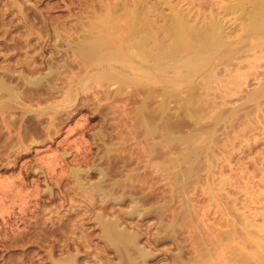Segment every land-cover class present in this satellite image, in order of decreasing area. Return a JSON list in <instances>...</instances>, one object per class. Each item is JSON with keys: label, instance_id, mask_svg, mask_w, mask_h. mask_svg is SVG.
Returning <instances> with one entry per match:
<instances>
[{"label": "rangeland", "instance_id": "374dc122", "mask_svg": "<svg viewBox=\"0 0 264 264\" xmlns=\"http://www.w3.org/2000/svg\"><path fill=\"white\" fill-rule=\"evenodd\" d=\"M135 1L0 0V84L7 86L6 90L10 92L7 94L5 90H0V264H107V259L116 262L113 249L105 243L101 225L113 219L120 221L119 228L129 232L136 231L141 235L139 245L144 246L151 254L154 253L147 264H173L171 259L179 253L180 248L186 256H183V260L191 257V260L194 258L201 262L190 261L191 264H257L258 260L264 262L261 255L264 252V233L254 232L264 225V94L259 99L254 98V103L250 95L263 81L264 68L257 69V73L263 71L258 80L252 75V78L244 81L234 79V83L231 79V82L229 80V83H225V108L234 109L236 114L233 117L240 115V119L223 116L224 120L219 125L223 127L219 129L217 126L216 130H221L220 133H217L218 136L212 135L213 141L218 137L219 146H213L216 142L212 139L208 146L203 143L209 150V158L213 156L216 160H207L205 165L209 167L206 170L203 169L204 164L197 165L199 168L193 173H202L205 170L204 178L200 177L201 173H198L200 176L196 173L191 177V174H186L188 163L184 165L182 163L185 162L181 161L188 152L186 149L193 144L185 142L189 143L187 147L184 143L157 144V141L167 135L184 136L189 133L190 127L187 129L186 123L188 120L190 123L195 120L198 114L194 115V112H200L196 105L198 103L194 102L192 106H196L187 109L191 115L184 108L179 110L171 103L172 109L168 114L179 111L175 116L167 114L172 119L162 116L163 124L160 122L157 134L149 138L144 134V127H152L149 122L158 119L153 109L162 101L161 95H158V101L157 96L151 95L150 101L147 100V89L154 86H147L148 81L137 72L128 70L130 64L114 61L96 64L95 58L81 52L79 47L81 44L94 42L98 37L97 33H108L109 38L115 42L120 36H125L124 31H128L132 16L137 26H140L139 23L145 26L148 23L145 21L163 24L164 16L168 18V11L173 15L175 9H185L184 11L192 15L204 18L218 14L219 6L227 4L229 0H193L194 3L192 0H166V3H162L165 0ZM199 3L201 6L198 7ZM171 5L172 10L169 9ZM136 6L139 9H135ZM244 6L247 7L248 4ZM143 10L147 13L143 14L147 16L141 15ZM124 12L127 16L123 15ZM228 17L231 16L226 19ZM135 60L140 63V57H135ZM108 64L111 67H107ZM62 71H65L64 74H61ZM23 76L25 77L22 78ZM58 78L60 79L57 80ZM111 79L115 81L110 82ZM145 107L151 109L146 108L145 112ZM241 114H245L244 118ZM146 115L149 117L148 122L145 121L148 118ZM163 119L168 124L173 122L168 125ZM181 120L184 121V127L186 126L183 130ZM227 123L228 126L225 127ZM173 124L181 129H174ZM161 129L166 130L167 134L163 130L162 134L158 133ZM167 129H171V132L168 133ZM175 130L179 131L174 133ZM155 135H158L157 138ZM153 144L156 145L153 147ZM182 171L186 175L181 174ZM96 185L98 189L95 188ZM183 197L188 200V206L184 204L186 200ZM229 200L233 202L228 204ZM192 204L193 208H189ZM184 208L185 212L188 208L191 210L185 213ZM235 217L240 218L241 223H237ZM161 218L165 219L161 221ZM172 222L173 226L168 224ZM241 224H247L248 227L240 226ZM233 229H236L235 233H232ZM223 235H228V239ZM110 249L112 250L109 251ZM204 249H209L210 253L206 256L208 258L203 256L206 251Z\"/></svg>", "mask_w": 264, "mask_h": 264}, {"label": "bare ground", "instance_id": "6f19581e", "mask_svg": "<svg viewBox=\"0 0 264 264\" xmlns=\"http://www.w3.org/2000/svg\"><path fill=\"white\" fill-rule=\"evenodd\" d=\"M138 1V0H136ZM135 1V2H136ZM141 2V0H139ZM157 1V0H155ZM154 1V2H155ZM160 1V0H159ZM158 1V4H159ZM163 1V0H162ZM193 1V0H192ZM230 1V0H229ZM227 4H224L223 6H219V13L218 14H212L209 17H204V18H200L198 17V15H192L190 12H186V11H182V10H174V14L171 15V11L169 12L168 18L165 17V19H168L167 22H165V19L163 20V24H156L153 23L151 21V23H149V21H145L148 22L144 25L141 26H137L136 25V20L135 18L132 16L130 18V23H129V29L128 27H126L128 29L127 32L124 31L125 36L120 38H117L115 40V42H113L110 38H109V34L107 33L106 35H103L102 33L98 34V37L94 40V42H90V43H85L84 45L81 44L82 46L79 47V50L81 52H86V54L88 53V55L92 56L95 58V63L99 64V63H109L111 61H114L116 63H125L130 64V68L128 70L130 71H135L137 72L141 77H143L146 81L149 82V85L147 86H154L152 89H147V100L150 101L149 96H157L161 95V99L162 101L153 109L154 115L158 116V119H154L153 122H149L151 123L152 127H148L146 126V128L144 127V134L145 136H153L159 129L160 127V122L162 121L161 118L162 116H167V114L169 113V111L172 109L171 108V103L176 106L177 108H179V110H181L182 108H184V110H187L189 107H193L198 105V109H199V113L194 112V115L196 118H194L195 120H192V122L190 123L188 120V122L186 123L187 129H189L190 127V132L186 133V135L184 134V136H166V137H162L160 138L159 141H157V144H165V143H184L185 142H189L192 145L185 144L187 145V147L189 149L187 154H185L182 157V161L181 162H185L182 163L184 165H186V163H188V169L186 170V174H196L193 173L194 170L197 171L198 170V164H204L203 165V169L206 167L208 168L209 166L205 165V163L207 162V160L214 158L211 154V158H209L210 153L209 150L207 148L208 143L211 142L212 139V135L214 136H218L217 133L219 134V132H217L216 130L218 129L217 126L221 125L220 122L222 121V119L225 117H229L236 114V111L233 110H227L225 108V95H226V91H225V87L226 84L225 83H229V80L231 82H234V79H238L241 81H244L247 78H250L252 75L258 80L259 79V75L263 74L262 72H258L257 73V69L262 70V68H264V0H233L232 2L230 1ZM9 2V1H8ZM152 2V0H151ZM197 2V1H195ZM216 2V1H215ZM227 2V1H226ZM7 3V1H6ZM130 3V2H128ZM162 3H166L163 1ZM172 3V2H171ZM169 3V4H171ZM192 3V2H191ZM194 3V1H193ZM198 3V2H197ZM222 3V2H220ZM224 3V2H223ZM222 3V4H223ZM248 4L247 7H245V4ZM149 4H151L149 2ZM153 4V3H152ZM161 4V3H160ZM154 5V4H153ZM152 5V6H153ZM156 5V4H155ZM162 5V4H161ZM174 5V4H173ZM169 6V9H171V7L173 6ZM201 6V4H198ZM9 6V5H8ZM129 6V4H128ZM132 6V3H131ZM140 6V5H139ZM138 6V7H139ZM151 6V5H150ZM151 6V7H152ZM163 6V5H162ZM166 6V5H165ZM179 6V5H178ZM190 5H188L189 7ZM14 7V6H13ZM104 7V6H103ZM115 7V6H114ZM113 7V8H114ZM117 7V6H116ZM136 6L135 9L138 8ZM148 7V5H147ZM146 7V8H147ZM156 7V6H155ZM195 6H193L194 8ZM4 8V7H3ZM91 8V7H90ZM130 8V7H129ZM145 8V9H146ZM150 8V7H148ZM161 10V7H159ZM158 8V9H159ZM177 8V7H176ZM205 8V7H204ZM111 9V7H110ZM117 9V8H116ZM127 9V8H126ZM139 9V8H138ZM98 10V9H97ZM128 10V9H127ZM156 10V9H155ZM172 10V9H171ZM207 10V9H205ZM18 11V10H17ZM99 11V10H98ZM103 11V10H102ZM111 11V10H110ZM114 11V10H113ZM135 11V10H134ZM148 12V10H146ZM157 11V10H156ZM190 11V9H189ZM201 11V9H200ZM86 12V11H85ZM154 12V11H153ZM152 12V13H153ZM161 12H164L161 10ZM160 12V13H161ZM196 12V11H195ZM199 12V11H198ZM97 13V12H96ZM99 13V12H98ZM129 13V12H128ZM136 13V11H135ZM144 10L142 12L141 15L143 16H147L144 15ZM165 13V12H164ZM216 13V12H215ZM127 13L124 12L123 15H126ZM140 14V13H138ZM147 14V13H146ZM163 14V13H162ZM166 14V13H165ZM201 14V12H200ZM208 14V13H207ZM136 15V14H135ZM150 15V14H148ZM152 15V14H151ZM155 15V14H154ZM157 15V14H156ZM221 15V16H220ZM93 16V15H92ZM127 16V15H126ZM125 18H128L126 17ZM137 16V15H136ZM153 16V15H152ZM162 16V15H161ZM171 16V17H169ZM204 16V15H203ZM227 16H231L228 17L226 19ZM120 17V16H119ZM111 18V17H110ZM146 18V17H145ZM150 18V16H149ZM149 18L147 17L146 19L149 20ZM120 19V18H119ZM139 19V18H138ZM153 19V18H152ZM122 20V19H121ZM142 20H145L142 18ZM154 20V19H153ZM162 20V18H161ZM112 21V19H111ZM127 21V20H126ZM138 21V20H137ZM140 21V20H139ZM93 22V21H92ZM121 22V21H120ZM141 22V21H140ZM143 22V21H142ZM161 22V21H160ZM95 23V22H94ZM113 25V21L111 22ZM137 23V24H138ZM89 24V23H88ZM87 24V26L89 27V25ZM119 24V22L117 23ZM124 24V20L123 23ZM96 25V24H95ZM94 25V27H95ZM120 25V24H119ZM119 25H116L119 27ZM100 27V25H97ZM121 26V25H120ZM93 27V26H92ZM93 27V28H94ZM97 28V27H95ZM114 28V27H113ZM120 28V27H119ZM123 28H125L123 26ZM84 29V28H83ZM98 29V28H97ZM117 29V27H116ZM124 29V30H127ZM87 30V29H86ZM95 30V29H94ZM99 30V29H98ZM85 31V30H84ZM117 31H119L117 29ZM116 31V32H117ZM22 32V31H21ZM82 32V31H81ZM122 32V30H121ZM77 33V32H76ZM89 33V32H88ZM96 34V33H95ZM85 35V34H84ZM83 35V36H84ZM82 36V37H83ZM90 36V35H89ZM81 37V36H80ZM56 38V37H55ZM63 38V36H62ZM83 39H85L83 37ZM87 39V38H86ZM64 41V40H63ZM89 42V41H88ZM20 44V43H19ZM62 44V43H61ZM78 44V43H77ZM70 46V45H69ZM112 48V49H111ZM78 50V51H79ZM76 51V50H75ZM103 51V52H102ZM59 53V52H58ZM84 55V54H83ZM85 56V55H84ZM89 56V57H90ZM135 57H140V63L139 61L137 62L135 60ZM83 58V57H81ZM52 59V58H51ZM59 60V59H58ZM44 61V60H43ZM54 61V59H53ZM46 62V60H45ZM24 63V62H23ZM33 63V62H32ZM91 63V62H90ZM48 64V63H46ZM85 64V62H84ZM113 64V63H112ZM43 65V64H42ZM104 65V64H103ZM114 65V64H113ZM46 66V65H45ZM48 66V65H47ZM54 66V65H53ZM86 66V64H85ZM89 66V65H88ZM107 67L110 66L109 64L106 65ZM56 66H54L55 68ZM68 67V66H67ZM97 67V66H96ZM104 67V66H103ZM111 67V66H110ZM119 67V66H118ZM58 68V67H57ZM76 68V67H75ZM80 68V67H79ZM91 68V67H90ZM102 68V67H101ZM121 68V66L119 67ZM4 69V68H3ZM2 69V70H3ZM28 69H30L28 67ZM53 69V68H52ZM126 69V67H125ZM44 70V69H43ZM46 70V69H45ZM123 70V69H122ZM25 71V70H24ZM50 71H52L50 69ZM66 71V70H65ZM64 71V72H65ZM32 72V71H31ZM58 72V71H57ZM61 72V71H59ZM58 72V73H59ZM64 72L62 71L61 74H64ZM74 72V71H73ZM125 72V71H124ZM24 74L26 72H23ZM22 73V74H23ZM30 73V72H29ZM50 73V72H48ZM52 73V72H51ZM56 73V72H55ZM86 73V72H85ZM109 73V72H108ZM260 73V74H259ZM121 74H123V72H121ZM77 75V74H76ZM104 75V74H103ZM108 75V74H107ZM124 75V74H123ZM16 76V75H15ZM28 76V75H27ZM49 76V75H48ZM52 76V75H50ZM54 76V75H53ZM65 76V75H64ZM99 76V75H98ZM112 76V75H111ZM264 76V75H263ZM25 76H23L22 78H24ZM128 77V76H127ZM253 77V78H254ZM27 78V77H26ZM41 78V77H39ZM50 78V77H48ZM97 78V77H94ZM93 78V79H94ZM100 78V77H99ZM106 78V77H105ZM117 78V77H116ZM119 78V77H118ZM129 78V77H128ZM252 78V77H251ZM21 79V77H20ZM19 79V80H20ZM53 79V78H50ZM60 78H58L57 80H59ZM85 79V78H84ZM115 79V78H114ZM130 79V78H129ZM38 80V79H37ZM49 80V79H48ZM56 80V79H55ZM62 80V79H61ZM90 80V79H89ZM95 80V79H94ZM97 80V79H96ZM100 81V79H98ZM107 80V79H106ZM116 80V79H115ZM115 80L110 82H114ZM252 80V79H251ZM249 80V81H251ZM254 80V79H253ZM22 81V79H21ZM26 83V79L24 80ZM30 81V80H29ZM47 81V79H46ZM53 81V80H52ZM81 81V80H80ZM93 81V80H92ZM240 81V82H241ZM260 81V80H259ZM258 81V83H259ZM31 82V81H30ZM43 82V80H42ZM75 82V81H74ZM89 82V81H88ZM94 82V81H93ZM107 82V81H105ZM257 82V81H256ZM29 83V82H28ZM81 83V82H80ZM100 83V82H99ZM108 83V82H107ZM106 83V84H107ZM235 83V82H234ZM257 83V84H258ZM6 84V83H5ZM4 84V85H5ZM19 84V83H18ZM22 84V82H21ZM232 84V83H231ZM246 84V83H245ZM12 85V84H11ZM27 85V84H26ZM64 85V84H63ZM130 84H128L129 86ZM229 86V84H227ZM241 85H244L243 83ZM74 86V85H73ZM79 86V85H78ZM77 86V87H78ZM125 86V85H124ZM135 86V85H133ZM137 86V85H136ZM231 86V85H230ZM229 86V87H230ZM258 86V85H257ZM7 87V86H6ZM6 87L3 86V84H0V90H5L7 94H10V92L8 90H6ZM27 87V86H26ZM44 87V86H43ZM227 87V88H229ZM233 87V86H232ZM8 88V87H7ZM231 88V87H230ZM234 88V87H233ZM17 89V88H16ZM240 89V88H239ZM14 92V89H12ZM27 90V89H26ZM139 90V89H138ZM140 90H142L140 88ZM232 90V89H230ZM229 90V91H230ZM235 90V89H234ZM253 89H251L250 91L252 92ZM233 91V90H232ZM230 91V92H232ZM2 92V91H1ZM12 92V91H11ZM144 92V91H143ZM237 92L238 89H237ZM52 93V92H51ZM137 93V92H136ZM140 93V92H139ZM245 93L247 94V92L245 91ZM3 94V93H2ZM12 94V93H11ZM15 94V92H14ZM25 94V93H24ZM23 94V95H24ZM53 94V93H52ZM60 94V93H59ZM144 94V93H143ZM241 94V93H240ZM264 94V77H263V81L259 84L258 89H256L254 92H252L250 95L251 97H253V99H259L260 96H262ZM5 95V94H4ZM4 95H2L4 97ZM22 95V96H23ZM140 95V94H139ZM235 95V94H234ZM6 96V95H5ZM20 96V94H19ZM42 96V95H41ZM135 96V95H134ZM137 96V95H136ZM141 99L143 98V95H141ZM233 96V95H232ZM1 97V96H0ZM9 97V96H8ZM44 97V96H43ZM54 97V96H53ZM59 97V96H58ZM57 97V98H58ZM155 97V98H157ZM160 97V96H159ZM159 97L157 99V101L159 100ZM231 97V96H230ZM11 98V97H10ZM49 98V97H48ZM52 98V97H51ZM56 98V97H55ZM60 98V97H59ZM46 99V98H45ZM242 99V96H241ZM255 99L253 100V103L255 101ZM11 100V99H10ZM49 100V99H48ZM240 100V99H239ZM262 100V99H260ZM14 101V100H13ZM12 101V102H13ZM153 101V100H152ZM156 99H155V103H157ZM196 102L198 104L193 105V103ZM231 102V101H230ZM17 103V100H16ZM20 103V101H19ZM53 103V101H52ZM146 103H148V101H146ZM229 103V101H228ZM241 103V101H240ZM252 103V101H251ZM262 103V101H261ZM62 104L63 101H62ZM244 104V101H243ZM258 103H256L255 105L257 106ZM9 105V104H8ZM154 105V104H153ZM252 105V104H251ZM260 105V101L259 104ZM262 105V104H261ZM5 106V105H4ZM62 106V105H61ZM150 106V103H149ZM152 106V104H151ZM150 106V107H151ZM264 108V104L262 105ZM260 106V107H262ZM2 107V106H1ZM7 107V106H6ZM5 107V109H7ZM245 107V106H244ZM242 107V108H244ZM259 107V106H258ZM259 107V108H260ZM11 108V107H9ZM146 108L148 109L149 107H145V112H146ZM152 108V107H151ZM149 108V109H151ZM174 108V107H173ZM241 108V109H242ZM254 108V107H252ZM257 108V109H259ZM43 109V108H42ZM137 109V108H136ZM197 109V108H196ZM195 109V111H196ZM236 109V108H235ZM246 109V108H245ZM256 109V108H254ZM179 110H175L173 112V114H168V115H174L177 114V111ZM193 110V109H192ZM143 111V110H142ZM143 111V112H144ZM148 111V110H147ZM189 110H187L188 112ZM144 112V113H145ZM149 112V111H148ZM172 112V111H171ZM181 112V111H180ZM184 112V111H183ZM182 112V113H183ZM190 114V112H188ZM245 113V112H244ZM142 114V113H141ZM148 114V113H147ZM152 114V112H151ZM179 115L181 113H178ZM184 114V113H183ZM182 114V115H183ZM192 114V113H191ZM190 114V115H191ZM12 115V113H11ZM51 115V113H50ZM53 115V114H52ZM145 115V114H144ZM147 116V115H146ZM240 116V115H238ZM236 117L237 119L240 117ZM242 116V114H241ZM245 116V114L243 115ZM242 116V117H243ZM249 116V114H248ZM247 116V117H248ZM148 117V116H147ZM171 117V116H169ZM168 117V118H169ZM233 117V119L235 118ZM146 118V117H144ZM152 118V117H151ZM185 118V117H184ZM187 118V117H186ZM244 118V117H243ZM246 118V117H245ZM149 119V117L145 120L147 121ZM172 119V117H171ZM171 119H169V121H171ZM178 119V118H177ZM182 119V118H180ZM179 119V120H180ZM251 119V118H248ZM164 120V119H163ZM184 120V119H182ZM181 120V122H182ZM203 120V122H202ZM224 120V119H223ZM236 120V119H235ZM234 120V121H235ZM247 120V119H246ZM244 122H247V121ZM14 121V120H13ZM48 121V120H47ZM57 121V120H56ZM59 121V120H58ZM142 121V120H141ZM144 121V122H145ZM167 120H164V122H166ZM43 122V121H42ZM61 122V121H60ZM148 122V121H147ZM163 122V121H162ZM161 122V123H162ZM168 122V121H167ZM166 122V123H167ZM173 122V121H172ZM171 122V124H172ZM179 122V121H178ZM180 122V123H181ZM184 122V121H183ZM181 124V128L184 127L185 124ZM242 122V121H241ZM169 123V122H168ZM167 123V124H168ZM177 123V122H175ZM179 123V124H180ZM137 124V123H135ZM134 124V125H135ZM140 124V123H139ZM148 124V123H147ZM163 124V123H162ZM168 124V125H171ZM239 124V123H238ZM174 126H172L175 129V124H173ZM224 125V124H223ZM43 126V125H42ZM178 126V125H177ZM186 126L184 128H179L181 130L185 129ZM189 126V127H188ZM228 126V123L226 124L225 127ZM230 126V125H229ZM171 127V126H169ZM178 127H176V129H178ZM220 127L223 126H219ZM238 127V125H237ZM42 128V127H41ZM229 128V127H228ZM15 129V128H14ZM49 129V128H48ZM143 129V128H142ZM227 129V128H226ZM238 129V128H237ZM131 130V129H130ZM162 130L158 133L162 134ZM171 129H167L168 133L171 132L169 131ZM180 130V131H181ZM223 130V129H222ZM164 133H166V130ZM174 131V130H172ZM179 130H175L174 133L178 132ZM187 131V130H186ZM228 131V130H227ZM225 131V132H227ZM241 131V130H240ZM188 132V131H187ZM216 132V133H215ZM223 133V132H222ZM230 133V132H229ZM232 133V132H231ZM230 133V134H231ZM157 134V133H156ZM160 134V135H161ZM167 134V133H166ZM2 135V134H1ZM179 135V134H178ZM222 135V134H221ZM219 135V137L221 136ZM228 135V134H227ZM104 136V135H103ZM108 136V135H107ZM136 136V135H135ZM158 136V135H157ZM157 136L155 135V138H157ZM102 137V136H101ZM154 137V136H153ZM229 137V136H228ZM225 136V138H228ZM150 138V137H149ZM154 138V139H155ZM215 138V137H214ZM234 138V137H233ZM101 139V138H100ZM153 139V138H152ZM218 139V137H217ZM217 139H215L214 141L216 142L215 145L217 144ZM221 139V138H220ZM222 140V139H221ZM213 141V139H212ZM213 141V142H214ZM224 141V140H223ZM222 141V142H223ZM231 141V140H230ZM123 142V141H122ZM234 142V141H233ZM207 144V146H203L204 144ZM212 143V142H211ZM183 144V145H184ZM197 144V145H196ZM202 144V145H201ZM230 142L227 144L229 145ZM156 145V144H155ZM154 144L152 145L153 147L155 146ZM167 145V144H166ZM182 144H180L181 146ZM184 145V146H185ZM224 145V144H223ZM173 146V145H172ZM183 146V147H184ZM191 146V147H190ZM213 146H211V148H214ZM221 146V145H220ZM175 147V146H173ZM216 147V146H215ZM224 147V146H223ZM228 147V146H227ZM111 148V147H110ZM181 148V147H180ZM178 148V149H180ZM218 148V147H217ZM109 149V148H108ZM174 149V148H173ZM183 149V150H184ZM221 149V148H220ZM219 149V151L221 152V150ZM110 150V149H109ZM149 150V149H148ZM182 150V151H183ZM213 150V149H210ZM224 150V149H223ZM222 150V151H223ZM226 150V148H225ZM224 150V151H225ZM161 151V150H160ZM177 151V150H176ZM176 151H172L173 153H175ZM181 151V152H182ZM185 151V150H184ZM183 151V153H184ZM217 151V150H216ZM139 152V151H138ZM158 152V151H157ZM169 152V151H168ZM167 152V153H168ZM186 152V151H185ZM215 152V150H214ZM213 152V153H214ZM228 152V151H227ZM179 153V152H178ZM177 153V154H178ZM218 153V152H215ZM112 154V153H111ZM141 154V153H140ZM145 155V153H144ZM164 155V154H163ZM214 155V154H213ZM217 155V154H215ZM221 155V154H220ZM141 156V155H140ZM172 156H174L172 154ZM147 157V156H146ZM176 157V156H175ZM220 157V156H219ZM114 158V157H113ZM152 159V158H151ZM150 159V160H151ZM222 159V158H221ZM142 160V159H139ZM161 160V159H160ZM212 160V159H211ZM216 159L214 158V161ZM174 161L176 162L177 160L174 159ZM180 161V160H179ZM202 161V162H201ZM210 161V160H209ZM219 161V160H217ZM141 162V161H140ZM162 162V161H161ZM173 162V161H172ZM179 162V163H181ZM211 162V161H210ZM213 162V161H212ZM220 162V161H219ZM217 162V163H219ZM222 162H224V160L222 159ZM174 163V162H173ZM214 163V162H213ZM216 163V165H217ZM165 164V163H164ZM177 164V163H176ZM181 164V166H183ZM220 165V164H219ZM180 166V165H178ZM176 168V167H175ZM183 168V167H182ZM202 167H200L201 169ZM222 168V167H221ZM199 171H203V169H201ZM204 170V171H205ZM223 170V169H222ZM203 171V172H204ZM214 171V169L212 170V172ZM183 172V171H182ZM181 174L186 175L184 172ZM201 173L202 175L200 176L198 173V175L200 177H203L204 173ZM208 173V172H207ZM206 173V174H207ZM77 174V173H75ZM213 174V173H212ZM183 175V176H184ZM182 176V175H180ZM197 176V175H196ZM210 176V175H209ZM214 176V175H213ZM179 177V176H178ZM194 177V176H193ZM212 177V175H211ZM209 177V179H211V181L213 179ZM197 178V177H195ZM204 178V177H203ZM184 179V178H183ZM191 179V178H190ZM194 179V178H193ZM198 179V178H197ZM195 179V180H197ZM200 179V178H199ZM171 180V179H170ZM182 180V179H181ZM78 182V181H77ZM197 182V181H195ZM194 182V184H195ZM200 182V180H199ZM203 182V181H202ZM205 182V181H204ZM102 183V181H101ZM174 183V182H173ZM186 183V182H185ZM198 183V182H197ZM98 184V183H97ZM181 184V182H180ZM188 184H190L188 182ZM199 184V183H198ZM197 184V185H198ZM211 184V183H209ZM214 184V183H212ZM220 184V183H219ZM218 184V186H220ZM81 185V184H80ZM117 185V182H116ZM130 185V184H129ZM205 185V184H204ZM93 186V185H92ZM112 186V185H111ZM196 186V185H195ZM214 186H216L214 184ZM222 186V184H221ZM104 187V186H103ZM118 187V186H117ZM91 188V187H90ZM95 188H97V185L95 186ZM215 189V187H213ZM221 188V187H220ZM219 188V189H220ZM223 188V187H222ZM98 189V188H97ZM94 189V190H97ZM107 189V188H106ZM120 189V188H119ZM197 189V188H196ZM216 189H218L216 187ZM215 189V190H216ZM102 190V189H101ZM101 190H98V192H100ZM175 190V189H174ZM221 190V189H220ZM218 190V192L220 191ZM85 191V190H84ZM104 191V190H103ZM111 191V190H110ZM122 191V188H121ZM172 191V190H171ZM178 191V190H177ZM93 192V191H92ZM95 192V191H94ZM168 192V191H167ZM238 192V191H237ZM86 193V192H85ZM115 193V192H114ZM172 193V192H171ZM177 193V192H176ZM228 193V192H227ZM103 194V193H102ZM220 194V193H219ZM219 194L217 195V198L219 196ZM188 195V194H187ZM199 195V194H198ZM229 195V194H227ZM226 195V196H227ZM92 196V195H91ZM95 196V195H94ZM103 196V195H102ZM176 196V195H175ZM106 197V196H104ZM148 197V196H147ZM161 197V196H160ZM193 197V196H192ZM200 197V196H199ZM220 197H222L221 199L224 200L223 196L220 195ZM169 198V197H168ZM184 198V197H183ZM104 199V198H103ZM111 199V198H110ZM159 199V198H158ZM186 200V197L184 198ZM190 199V197H189ZM165 200V199H164ZM227 200V199H226ZM156 201V200H155ZM204 201V200H203ZM133 202V201H132ZM131 202V203H132ZM154 202V201H153ZM162 202V201H161ZM180 202H182V200H180ZM188 200H186V202L184 204L187 205ZM192 202V201H191ZM206 202V201H205ZM204 202V203H205ZM231 202H233L232 200L228 201V204H230ZM264 202V201H263ZM93 203V202H92ZM177 203V202H176ZM175 203V204H176ZM210 203V201L208 202ZM261 203V202H260ZM178 204V203H177ZM180 204V203H179ZM201 204V203H200ZM234 204V203H232ZM263 204V203H262ZM138 205V204H137ZM148 204H146L147 206ZM168 205V204H167ZM198 205V204H197ZM202 206L205 207V205L201 204ZM214 205V204H213ZM217 205V204H216ZM145 206V205H144ZM160 206V205H159ZM184 206V205H183ZM188 206V205H187ZM201 206V209H202ZM229 206V205H228ZM165 207V206H164ZM182 207V206H181ZM212 207V206H211ZM140 208V207H139ZM148 208V207H147ZM162 208V207H161ZM189 208H193V204L190 205ZM187 209V211L191 210V209ZM238 208V207H237ZM262 208V206H261ZM103 209V208H102ZM207 209V208H206ZM239 209V208H238ZM167 210V209H166ZM185 212V208L183 209ZM182 210V212H183ZM194 210V209H193ZM192 210V211H193ZM135 211V209H134ZM138 211V210H137ZM147 211V209L145 210ZM173 211V210H172ZM201 211V210H200ZM205 211V209H204ZM217 211V210H216ZM130 212V211H128ZM140 212V211H139ZM142 212V211H141ZM167 212V211H166ZM181 212V213H182ZM185 212V213H186ZM221 212V211H219ZM263 212V210L261 211ZM260 212V213H261ZM184 215H187L185 214ZM137 214V213H135ZM196 214V213H195ZM258 214V213H257ZM183 215V214H182ZM183 215V216H184ZM189 215V214H188ZM191 215V214H190ZM248 215V214H247ZM264 215V214H263ZM136 216V215H135ZM139 216V214L137 215ZM237 216V215H236ZM106 217V216H105ZM162 217V216H159ZM167 217V216H166ZM195 217V216H194ZM197 217V216H196ZM99 219V217H97ZM101 218V217H100ZM117 218V217H116ZM115 218V219H116ZM157 218V217H156ZM171 218V217H169ZM185 218V217H184ZM191 218V217H190ZM237 217H235L236 219ZM246 218V217H245ZM259 218V217H258ZM118 219V218H117ZM165 219V218H163ZM161 218V221L163 220ZM168 219V218H167ZM166 219V220H167ZM173 219V218H171ZM176 219V218H174ZM240 219V218H239ZM238 218L236 219L237 223H241V219L239 220ZM248 219V218H247ZM262 219V218H261ZM105 221L104 219H100ZM108 220V219H107ZM120 220V219H119ZM187 220V219H185ZM238 220L240 222H238ZM263 220V219H262ZM160 221V222H161ZM257 221V220H256ZM119 222L117 220H112L109 222H103L101 225L102 226V235L105 239V243L107 245V247H111L113 249V257L116 259V262H112L111 260L107 259V264H147V261L153 256V254L150 253L149 250H145V248H143L144 246H140L139 245V240L141 238V235L138 234L135 230V232H129L125 229H121L119 228ZM167 222V221H166ZM180 222V221H178ZM194 222V221H193ZM127 223V222H126ZM163 223V222H162ZM165 223V220H164ZM181 223V222H180ZM169 225L174 224V222L172 223H168ZM179 224V223H178ZM189 224V223H188ZM220 224V223H219ZM226 224V223H225ZM243 224V223H242ZM240 226H243V225ZM247 224H245L246 226ZM262 225V224H261ZM258 225V226H261ZM124 226V225H122ZM120 225V227H122ZM159 226V225H158ZM157 226V227H158ZM171 226V228H172ZM216 226V225H215ZM236 226V225H235ZM243 226V227H245ZM126 227V226H125ZM149 225L146 227L148 228ZM152 227V226H151ZM154 227V226H153ZM156 227V228H157ZM160 227V226H159ZM166 227L168 228L167 224ZM165 227V228H166ZM194 227V226H193ZM248 227V225L246 226ZM130 228V227H129ZM155 228V227H154ZM162 228V227H161ZM177 228V226H176ZM175 228V229H176ZM236 228V227H235ZM127 229V228H126ZM138 229V228H137ZM160 229V228H159ZM164 229V227H163ZM169 229V228H168ZM236 229H239L238 227ZM236 229L232 230V233L236 232ZM247 229V228H246ZM196 230V229H195ZM244 230V229H243ZM101 231V230H100ZM145 231V230H144ZM151 231V230H150ZM158 231V230H157ZM156 231V233H157ZM164 231V230H163ZM167 231V230H165ZM171 231V230H168ZM175 231V230H173ZM239 231H241L239 229ZM177 232V230H176ZM175 232V233H176ZM179 232V231H178ZM197 232V231H196ZM255 233L259 234V233H264V225L262 227L257 228L255 231ZM153 233V232H152ZM155 233V232H154ZM153 233V234H154ZM155 233V234H156ZM162 234V232H160ZM184 233V232H183ZM182 233V234H183ZM189 233H191L189 231ZM206 233V232H205ZM231 233V231H230ZM229 233V234H230ZM242 233V232H241ZM154 234V235H155ZM160 234V235H161ZM196 234V233H195ZM199 234V233H198ZM212 234V233H211ZM223 234V232H222ZM228 234V235H229ZM249 234V233H248ZM166 235V234H165ZM172 235V234H169ZM228 235H223L225 236L224 238L226 239V237ZM240 235V234H239ZM101 236V234H100ZM152 236V235H151ZM156 236V235H155ZM203 236V235H202ZM211 236V235H210ZM237 236V234L235 235ZM243 236V235H242ZM153 237V236H152ZM157 237V236H156ZM159 237V236H158ZM161 237V236H160ZM173 237V235L171 236ZM178 237H181L178 236ZM186 237V236H185ZM207 237V236H206ZM250 237V236H249ZM184 238V236H183ZM194 238V237H193ZM213 238V237H212ZM152 239V238H151ZM160 239V238H159ZM203 239V238H202ZM215 239V238H214ZM217 239V238H216ZM228 239V237H227ZM75 240V239H74ZM178 240V239H177ZM190 240V238H189ZM196 240V239H195ZM205 240V238H204ZM232 240V239H231ZM240 240V239H238ZM242 240V239H241ZM244 240V237H243ZM247 240V238L245 239V241ZM148 241V240H147ZM146 241V242H147ZM199 241V240H198ZM223 241V239H222ZM245 241L244 244H245ZM188 242V241H187ZM227 242V241H226ZM149 243V241H148ZM200 243V242H199ZM221 243V242H220ZM223 243V242H222ZM230 243V240H229ZM189 244V243H188ZM207 244V243H206ZM241 244V243H240ZM243 244V245H244ZM249 244V243H248ZM262 244V243H261ZM175 247L176 244L174 243ZM203 245V244H202ZM205 245V244H204ZM209 245V244H208ZM216 244H214L215 246ZM148 246V245H147ZM212 246V245H211ZM221 246V244H220ZM228 246V244H227ZM247 246V244H246ZM252 246V244H251ZM149 247V246H148ZM179 247V244L177 245V249ZM204 247V246H203ZM210 247V246H209ZM237 247V246H236ZM254 247V246H253ZM245 248V247H244ZM247 248V247H246ZM256 248V247H255ZM112 249H110L109 251H111ZM149 249V248H148ZM182 248H180L179 253H176L177 255L173 256L171 261L173 262V264H191L192 262H197L199 260L196 261V259L191 257L188 258L187 260H183V256L186 257L184 255V251L181 250ZM187 249V248H186ZM213 249V248H212ZM233 249V248H232ZM188 250V249H187ZM206 250V249H204ZM209 249H207L204 253V257L208 258L206 256L209 255ZM235 250V249H233ZM251 250V249H250ZM254 250V249H253ZM252 250V251H253ZM259 250V249H258ZM107 249L104 250V252H106ZM177 251V252H178ZM214 251V250H213ZM235 251H238L235 250ZM167 252V251H166ZM187 252V251H186ZM192 252V251H191ZM203 252V251H202ZM201 252V253H202ZM225 252V251H224ZM234 252V251H233ZM260 252V251H259ZM171 253V252H169ZM189 253V252H188ZM187 253V255H188ZM193 253V252H192ZM213 253V252H212ZM216 253V252H215ZM258 253V252H257ZM173 254V253H172ZM190 254V253H189ZM195 254V253H194ZM221 253H219L220 255ZM71 255V254H70ZM191 255V254H190ZM239 255V254H238ZM253 255V254H251ZM263 256L264 259V252H262L261 254ZM104 256V255H103ZM202 256V257H203ZM71 257V256H70ZM97 257V256H96ZM112 257V256H111ZM112 257V258H113ZM256 257V256H255ZM234 258V256H233ZM237 258V257H236ZM166 259V258H165ZM198 259V258H197ZM262 259V258H260ZM73 260V259H72ZM71 260V261H72ZM96 260V259H95ZM234 260V259H233ZM239 260V259H238ZM258 260V259H256ZM66 261V260H65ZM70 261V262H71ZM190 261H192L190 263ZM262 263L264 264L263 260H258L256 262H258L259 264ZM77 262V261H76ZM157 262V261H156ZM171 262V263H172ZM238 262H241L238 261ZM74 263V261L72 262ZM79 263V262H78ZM104 263V262H103ZM199 263H201L199 261ZM237 263V262H236ZM257 263V264H258ZM76 264V263H75ZM234 264V263H233Z\"/></svg>", "mask_w": 264, "mask_h": 264}]
</instances>
